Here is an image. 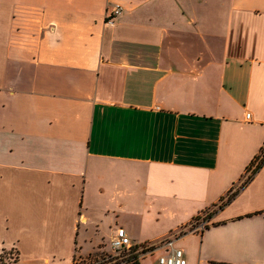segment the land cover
I'll use <instances>...</instances> for the list:
<instances>
[{
  "label": "crops",
  "instance_id": "obj_1",
  "mask_svg": "<svg viewBox=\"0 0 264 264\" xmlns=\"http://www.w3.org/2000/svg\"><path fill=\"white\" fill-rule=\"evenodd\" d=\"M263 150L264 0H0V253L16 264H70L118 228L157 246ZM173 247L264 264V164Z\"/></svg>",
  "mask_w": 264,
  "mask_h": 264
},
{
  "label": "built area",
  "instance_id": "obj_2",
  "mask_svg": "<svg viewBox=\"0 0 264 264\" xmlns=\"http://www.w3.org/2000/svg\"><path fill=\"white\" fill-rule=\"evenodd\" d=\"M123 8L121 5L112 6L107 15H106V24L114 25L116 19L121 16ZM246 119H251V114H246ZM262 158H259L255 161L252 166L253 172L257 166L260 164ZM250 172V174H251ZM249 177V176H248ZM209 214V213H208ZM206 213H203L198 217L197 220H194L190 225V229L194 232H202L206 229L207 224L209 223V216ZM180 233L170 236L167 239H164L158 243V245H142L140 247L134 246L132 239L128 236L124 228H118L115 235L110 241V248L112 252L118 255V258L113 259L108 264H131L133 259L137 258V261L142 264V260L145 259V255L154 251L155 247H168L169 250L166 254L160 255L157 257L156 261L149 264H187V260L184 255V251L173 247L175 240L178 239ZM121 255H130L129 260H124V256ZM70 264H80V262L75 258Z\"/></svg>",
  "mask_w": 264,
  "mask_h": 264
},
{
  "label": "rangeland",
  "instance_id": "obj_3",
  "mask_svg": "<svg viewBox=\"0 0 264 264\" xmlns=\"http://www.w3.org/2000/svg\"><path fill=\"white\" fill-rule=\"evenodd\" d=\"M260 157L263 159L262 162H264V150L261 152ZM248 176L249 177L250 176L253 177L254 176V172H251V174H249ZM249 177H247L246 181L248 180ZM225 201L226 200L224 199V202ZM218 208H220V207L219 206L218 207H213V208L209 209L205 213H206V215L209 213L208 216L210 215V217H211L212 213ZM198 217H200V215ZM198 217L196 219H194V220H197ZM193 221L187 227L183 228L179 232L180 233L179 236L187 234V233H190V232H194L193 230L190 229V225L193 223ZM207 227H208V224H207ZM176 234L177 233L172 234L170 236H173V235H176ZM91 251H93V250H91ZM121 256H124V260H129L130 259V255H126V256L125 255H121ZM118 257H119L118 255H116V254H114L112 252V250L110 248V241L109 240H103V241L100 242V249L95 251V253H91L89 255H80V254H78V255H76L75 258L80 262V264H108L110 261H112L113 259L118 258ZM145 257L146 258L143 259L141 263L142 264H149V262L151 261V259L153 257V252L146 254Z\"/></svg>",
  "mask_w": 264,
  "mask_h": 264
},
{
  "label": "trees",
  "instance_id": "obj_4",
  "mask_svg": "<svg viewBox=\"0 0 264 264\" xmlns=\"http://www.w3.org/2000/svg\"><path fill=\"white\" fill-rule=\"evenodd\" d=\"M262 160L260 164L257 166V168L253 171L254 175L263 166L264 162H262ZM252 179L253 177L250 176L248 180L245 181L238 189L231 191L226 201L224 202V199L222 200V205L220 206V209L226 206L227 204H229L230 202H232L237 197V195L240 193V191L244 189ZM17 260H18V254L16 253V251H3L2 253H0V264H16ZM131 264H140V262L137 261V258H135V260L133 259Z\"/></svg>",
  "mask_w": 264,
  "mask_h": 264
}]
</instances>
